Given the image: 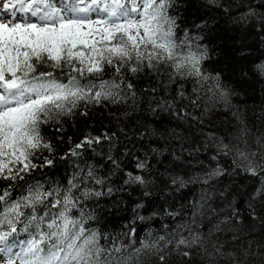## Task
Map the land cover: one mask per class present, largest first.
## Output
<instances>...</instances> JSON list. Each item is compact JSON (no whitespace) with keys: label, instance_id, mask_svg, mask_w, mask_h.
Segmentation results:
<instances>
[{"label":"snow or ice","instance_id":"1","mask_svg":"<svg viewBox=\"0 0 264 264\" xmlns=\"http://www.w3.org/2000/svg\"><path fill=\"white\" fill-rule=\"evenodd\" d=\"M173 4L174 0H0V180L23 181L24 174L53 165L49 157L44 158V165L34 163L43 150H53L41 135V125L53 117L72 115L81 101L119 103L129 92L135 97L131 83L122 88L123 81L100 78L105 66L121 75L123 69L138 73L144 68H171L172 82L192 80L196 85L192 90L196 99L190 100L194 106L206 85L209 92L220 88L218 77L209 76L202 67L207 51L198 43L201 37L187 31L183 39L177 35L176 18L169 14ZM257 7H264V2ZM257 21L264 29V12L250 6L234 20L242 26ZM65 67L78 74L69 75L67 83L60 80ZM45 68L50 70H41ZM258 69L264 72V64ZM88 76L96 80L82 84ZM210 80L214 87L208 85ZM220 95L225 98L227 93L220 89ZM179 97L187 98L183 85ZM161 103L166 109L174 107L167 101ZM181 112L188 115L184 109L177 115ZM248 134L246 127L240 130L243 147H220L225 155L234 151L243 163L241 170L257 179L247 207L252 218L264 224L256 206L259 201L264 209V136L257 137L258 148L253 151L244 139ZM93 143H99V138L85 137L70 149V155L80 156L77 150ZM129 176L126 183H145L140 176ZM105 183L94 167L87 166L79 167L66 187L45 190L40 182L29 183L15 198V183L0 189V264H144L148 255L167 264L163 253L169 246L185 257L198 248L206 264H254L253 257L264 264V244L259 245V252H252L250 245L225 252L223 244L213 239L214 233L236 231L235 224L241 222L238 208H232L231 215L217 221L207 234L189 229L188 236L170 233L152 238L149 232L138 247L135 228L123 234L125 242L90 227L97 216L87 202L112 194L111 187L103 190Z\"/></svg>","mask_w":264,"mask_h":264},{"label":"trees","instance_id":"2","mask_svg":"<svg viewBox=\"0 0 264 264\" xmlns=\"http://www.w3.org/2000/svg\"><path fill=\"white\" fill-rule=\"evenodd\" d=\"M262 2L216 0L210 4L208 0H174L169 14L176 18L177 35L183 39L187 31L201 37L198 43L207 51L202 67L209 76L218 77L220 88L208 81L214 91H207L206 85L194 106L190 100L196 99L192 91L196 85L192 80L172 82L171 68H144L138 73L123 69L121 75L105 66L100 78L123 81L122 88L131 83L135 97L129 92L119 103L81 101L72 115L55 116L41 125V135L53 150H43L34 163L44 165V158L49 157L53 165L24 174L23 181L0 180V189L15 183V198L29 183L40 182L45 190L66 187L79 167L92 166L96 175L106 181L103 190L111 187L113 192L87 202L97 216L96 221L89 222L90 227L120 236L125 242L123 234L135 228L138 247L149 232L152 238L168 237L170 233L188 236L189 229L207 234L217 221L231 215L232 208H238L241 222L235 224L236 231L214 233L213 239L223 244L225 252L249 245L252 252H259V245L264 244V224L254 220L247 207L249 194L258 181L241 170L243 163L234 151L225 155L220 146L243 147L240 130L245 127L249 134L244 139L253 151L258 148L257 137L264 136V72L258 69L264 64V29L258 21L250 26L234 22L249 6L264 12V7H257ZM63 73V83L68 82L69 75H78L67 67ZM88 80L96 78L88 76L81 83ZM181 85L187 96L183 100L179 97ZM220 89L227 93L225 98H221ZM162 101L174 107L166 109ZM180 109L188 115H177ZM85 137L99 138V143L85 145L77 150L80 156H71L70 149ZM140 164L144 167H138ZM217 170L222 174H216ZM129 174L142 177L145 183H126ZM89 186L101 189L99 185ZM256 206L264 217L259 201ZM172 247L163 253L167 264H206L198 248L185 257ZM143 259L144 264H163L156 255ZM252 259L254 264H260L259 257Z\"/></svg>","mask_w":264,"mask_h":264},{"label":"rangeland","instance_id":"3","mask_svg":"<svg viewBox=\"0 0 264 264\" xmlns=\"http://www.w3.org/2000/svg\"><path fill=\"white\" fill-rule=\"evenodd\" d=\"M92 18H93V19H95V18H96L95 14H92Z\"/></svg>","mask_w":264,"mask_h":264}]
</instances>
